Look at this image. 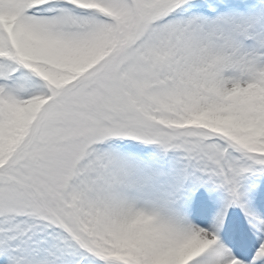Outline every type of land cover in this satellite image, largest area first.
Returning a JSON list of instances; mask_svg holds the SVG:
<instances>
[{
    "label": "snow or ice",
    "instance_id": "1",
    "mask_svg": "<svg viewBox=\"0 0 264 264\" xmlns=\"http://www.w3.org/2000/svg\"><path fill=\"white\" fill-rule=\"evenodd\" d=\"M0 264H264V0H0Z\"/></svg>",
    "mask_w": 264,
    "mask_h": 264
},
{
    "label": "rangeland",
    "instance_id": "2",
    "mask_svg": "<svg viewBox=\"0 0 264 264\" xmlns=\"http://www.w3.org/2000/svg\"><path fill=\"white\" fill-rule=\"evenodd\" d=\"M150 147H152V146H150Z\"/></svg>",
    "mask_w": 264,
    "mask_h": 264
}]
</instances>
